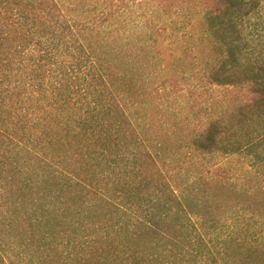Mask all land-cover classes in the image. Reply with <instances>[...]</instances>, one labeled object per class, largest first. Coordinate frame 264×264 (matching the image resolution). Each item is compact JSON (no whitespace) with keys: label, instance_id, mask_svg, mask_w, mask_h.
I'll return each instance as SVG.
<instances>
[{"label":"trees","instance_id":"trees-1","mask_svg":"<svg viewBox=\"0 0 264 264\" xmlns=\"http://www.w3.org/2000/svg\"><path fill=\"white\" fill-rule=\"evenodd\" d=\"M139 1L153 7L152 29L159 11L166 21L185 7H212L203 13L212 61L196 87L212 84L216 112L191 131L182 155L148 140L113 90H158L107 57L120 53L129 65L134 56L110 42L129 0H107L99 12L0 0V245L19 247L14 258L0 247V264H264V44L245 32L256 1ZM179 79L188 81L156 84L173 92ZM56 126L79 139L58 146ZM195 154L247 156L249 179L237 188L215 174L181 176ZM229 210L243 231L252 220L256 234L237 236Z\"/></svg>","mask_w":264,"mask_h":264},{"label":"rangeland","instance_id":"rangeland-1","mask_svg":"<svg viewBox=\"0 0 264 264\" xmlns=\"http://www.w3.org/2000/svg\"><path fill=\"white\" fill-rule=\"evenodd\" d=\"M106 1L61 0L65 5H76L81 9H89L94 12L96 10L99 12L103 6L105 7ZM255 1V7L248 15L245 24V32L249 34V37L256 38L255 42L264 44V0ZM196 6L185 7L179 15L166 21L165 19L161 21V18H165L163 11L157 12V16H162L152 29L149 19L151 18L149 10L153 8L151 4L147 5L144 1L139 0H129V7L125 10L126 12L124 11L125 17H119L113 21V28L120 29L118 35H115L119 41L111 40L110 42L117 46L120 44L128 46L130 54L134 55L133 58L129 57L132 61H129V65H127L125 58L120 53L114 54L110 51L107 53L108 59L123 68L126 67L124 71H127L133 79L139 82H141L140 78L145 79L146 82L154 83L158 88L157 92L150 90L146 97H141L129 90L127 84L113 86L116 96L127 104L126 109L131 114L130 118L144 136L151 142L159 140L168 142L171 151L167 152L170 156L173 152L182 155L183 151L186 149L188 151L187 141L191 131L212 119V114L216 112V109L212 107V95L214 94L212 84L196 87L200 83L199 74L200 76L205 74L203 69L207 61H212V56L209 58L212 46V29L211 24H208L203 15L212 7L208 4ZM140 26H146L147 29L141 35L137 33L140 31ZM124 62L127 66H122ZM183 74L187 76L188 81L183 83L184 80L179 79L177 85L179 90L174 89L172 92L173 87L168 83H166L165 90L156 84L167 82L171 75L181 77ZM57 121L51 120L53 123ZM97 121L101 122L102 120ZM56 128L58 127H55V131L51 135L58 142V146L63 144L62 141H72L73 143L79 139V136L72 134L68 128ZM81 135L84 138L83 132ZM170 160L168 165L177 163L175 158ZM183 166L181 176L203 174L210 177L215 174L237 188H241L243 183L246 184L249 179L248 170H251L250 158L243 155L195 154ZM217 166L221 168L219 171H216ZM262 171L263 174L259 178L264 176V170L262 169ZM236 214L237 212L233 210L226 213V221L231 222V227L234 222L237 224L235 234L237 236L238 234L244 236L256 234L257 225L252 226V220L248 221L247 219L242 225V228H248L247 230L239 229L242 223L235 220V218L239 220ZM209 236L212 239V234ZM0 241L2 243V240ZM10 243L9 247V240L6 239L0 247H4V250L10 252L14 258L16 251L19 250L17 249L19 248L18 242L12 240ZM242 251L244 253L251 252L248 246H245ZM202 261H199L198 264H203ZM210 262V259L206 261L208 264ZM192 264L195 263L192 262Z\"/></svg>","mask_w":264,"mask_h":264}]
</instances>
